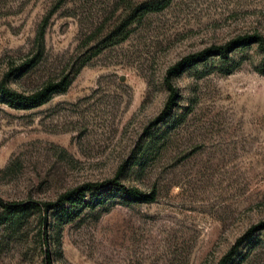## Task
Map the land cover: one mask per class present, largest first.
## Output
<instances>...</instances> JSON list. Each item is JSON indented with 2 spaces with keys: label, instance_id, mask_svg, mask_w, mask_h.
<instances>
[{
  "label": "rangeland",
  "instance_id": "obj_1",
  "mask_svg": "<svg viewBox=\"0 0 264 264\" xmlns=\"http://www.w3.org/2000/svg\"><path fill=\"white\" fill-rule=\"evenodd\" d=\"M144 1L0 0V81L28 94L72 80L39 108L0 104V264H218L233 247V264H264V233L244 239L264 222V54L252 46L173 78L162 115L167 70L264 37V0H172L125 41H104ZM115 177L152 202L110 200L64 225L41 205Z\"/></svg>",
  "mask_w": 264,
  "mask_h": 264
},
{
  "label": "trees",
  "instance_id": "obj_2",
  "mask_svg": "<svg viewBox=\"0 0 264 264\" xmlns=\"http://www.w3.org/2000/svg\"><path fill=\"white\" fill-rule=\"evenodd\" d=\"M171 2L172 0H146L136 6L130 3L126 10L128 14L125 16L124 22L112 31V33L108 34V36L104 38V41H112L114 44L125 41L129 36V32L126 31L127 27L140 24L142 19L148 14L164 11ZM53 12L54 11L49 13L39 25L36 34L37 42H42L44 40L48 21L54 14ZM252 46H256V48L264 54V37L258 33L239 35L225 45L210 46L181 58L167 70L164 82L169 92V98L165 107L166 109L162 115H165V113L171 110L175 105L174 101L176 95L174 87L171 84L173 78L212 58L227 62L230 54ZM88 60L81 63V68L85 66ZM34 64V59H30L21 66L12 68L10 72L6 74V77L21 76L29 71V69L33 68L35 66ZM231 70L232 69L227 70L226 75L231 74ZM259 73L264 74V71H259ZM71 83L72 80L68 76H62L58 81H47L40 88L26 94L18 92L7 86L4 81H0V104L18 111L33 110L47 104L54 96L66 93ZM114 199L119 200L124 205L144 204L152 202L153 196H147L136 188H127L121 185L118 182V178L115 177L111 180L99 183L83 184L61 194L55 202H46L41 205L45 210L53 211L52 216L55 218V221L59 225H64L75 220L84 210L105 206L108 201ZM31 205L38 209V204L32 203ZM19 210L22 211L23 209ZM255 233H264V222L253 226L244 236V239L247 240ZM235 252L236 247H233L218 264H233ZM46 264H48V262H46Z\"/></svg>",
  "mask_w": 264,
  "mask_h": 264
}]
</instances>
